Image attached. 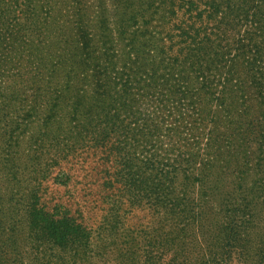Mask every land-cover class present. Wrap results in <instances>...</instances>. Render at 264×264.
<instances>
[{
	"label": "trees",
	"instance_id": "1",
	"mask_svg": "<svg viewBox=\"0 0 264 264\" xmlns=\"http://www.w3.org/2000/svg\"><path fill=\"white\" fill-rule=\"evenodd\" d=\"M80 149L95 264H264V0H0V264L89 256L42 202Z\"/></svg>",
	"mask_w": 264,
	"mask_h": 264
},
{
	"label": "rangeland",
	"instance_id": "2",
	"mask_svg": "<svg viewBox=\"0 0 264 264\" xmlns=\"http://www.w3.org/2000/svg\"><path fill=\"white\" fill-rule=\"evenodd\" d=\"M92 3L95 4V0H92ZM63 4V7L69 9L68 3ZM101 168L100 161L95 157V149H80L75 160L66 163L63 170H54L43 186V204L49 209L63 205L70 215L88 227L86 229L91 234L92 251L86 260L79 259L75 264H95V234L98 230L95 226L100 222L104 208L107 207L102 197L105 190L100 184ZM150 219L151 215L144 210H135L128 215V223L132 226H143ZM68 259L70 262L67 264H73L74 260L70 257Z\"/></svg>",
	"mask_w": 264,
	"mask_h": 264
}]
</instances>
